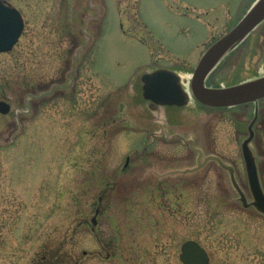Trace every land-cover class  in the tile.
<instances>
[{"label":"rangeland","instance_id":"obj_1","mask_svg":"<svg viewBox=\"0 0 264 264\" xmlns=\"http://www.w3.org/2000/svg\"><path fill=\"white\" fill-rule=\"evenodd\" d=\"M6 1L24 30L0 54V264H181L187 240L208 264H264V217L240 204L255 109L264 191V100L150 111L139 79L165 68L186 89L256 0ZM218 63L210 89L264 76V21Z\"/></svg>","mask_w":264,"mask_h":264},{"label":"water","instance_id":"obj_2","mask_svg":"<svg viewBox=\"0 0 264 264\" xmlns=\"http://www.w3.org/2000/svg\"><path fill=\"white\" fill-rule=\"evenodd\" d=\"M263 20L264 0H256L235 26L203 53L190 81L191 94L199 104L208 108H229L264 98V76L229 88L210 89L204 85L206 75L219 59ZM22 29L23 22L19 13L4 7L0 1V53L12 49ZM141 80L142 96L145 100L151 101L152 107L182 106L188 99V94L180 85L179 77L173 72L160 69L152 74L143 75ZM8 109L7 104L0 102V113H7ZM255 118L256 116L253 121ZM251 137L249 127V137L242 143V155L249 189L253 196L251 205L264 215V194L260 188L254 158L248 148ZM92 223L95 224L94 218ZM179 260L182 264H208L206 252L194 241H186L181 245Z\"/></svg>","mask_w":264,"mask_h":264},{"label":"flooded vegetation","instance_id":"obj_3","mask_svg":"<svg viewBox=\"0 0 264 264\" xmlns=\"http://www.w3.org/2000/svg\"><path fill=\"white\" fill-rule=\"evenodd\" d=\"M2 3H3V5H5V6H8V7H14L16 10H18V12L20 13V15H21V17H22V19L24 20V12L20 9V8H18V7H16V6H14L12 3H10V2H8V1H6V0H2ZM21 37V36H20ZM140 81H141V79H140ZM264 100V99H263ZM147 104L149 105L150 104V102H147ZM156 108H158V106L156 107ZM163 108H165V107H163ZM169 108H171V107H169ZM172 138V140L175 138V136H171ZM98 201H100V198H98ZM95 212H97L98 213V210H96Z\"/></svg>","mask_w":264,"mask_h":264},{"label":"bare ground","instance_id":"obj_4","mask_svg":"<svg viewBox=\"0 0 264 264\" xmlns=\"http://www.w3.org/2000/svg\"><path fill=\"white\" fill-rule=\"evenodd\" d=\"M212 71H213V68L208 72V74L206 75L205 80L208 78V76L211 74Z\"/></svg>","mask_w":264,"mask_h":264}]
</instances>
